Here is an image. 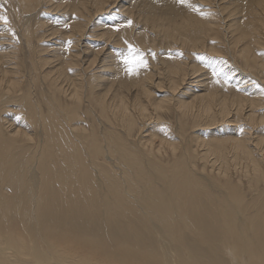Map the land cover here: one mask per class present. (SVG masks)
<instances>
[{
	"label": "bare ground",
	"instance_id": "1",
	"mask_svg": "<svg viewBox=\"0 0 264 264\" xmlns=\"http://www.w3.org/2000/svg\"><path fill=\"white\" fill-rule=\"evenodd\" d=\"M4 1H9L10 10L18 6V13L13 14L21 19H29L48 2ZM66 1L75 19L65 34L67 39L78 35L75 46L79 51H70L69 57L63 54V64L58 61L47 74L35 75L46 85L42 90L46 110L22 82L19 56L10 43L15 39L7 36L12 21L6 19V25L1 24L6 29L0 34V115L9 111L7 103L17 102L20 109H26L31 130L39 134L32 139L26 130L0 116V238H6V245H0V264H14L8 255L20 256L21 264H27L26 257L36 264H68L51 261L56 249L62 248L57 242L109 259L141 257L142 264H154L153 259L161 264H264V135H255L257 128L264 126V78L258 76L264 71V0H239L240 4L234 2L229 10L220 0H162V5L156 0H135V10L139 7L143 14L127 8L123 0ZM110 4L122 6L118 23L131 19L121 31L125 38L147 45L148 32L153 37L162 36L179 51V57H172L166 65L156 63V70L151 65L143 74L139 67L129 74L125 65V75L141 77L119 80L122 84L117 89L113 82L105 87L94 82L98 69L110 68L101 64L112 48H105L106 43L92 53L87 46L90 41L83 43L85 47L79 43L93 19L106 15ZM160 6L162 10H155ZM141 15L145 17L143 39L133 28L134 21H143L138 18ZM28 19L21 37L34 52L32 30L38 25H26ZM109 28L101 34L115 37V29ZM223 45L233 49L228 53L229 65L217 60L222 51L225 53ZM185 49L208 53L210 68L204 75L201 65L195 59L193 62ZM226 69L241 80L238 88L249 86L258 91L250 95L232 87L220 75ZM254 76L258 77L256 83ZM153 80L171 93L190 97L186 102L180 97L175 106L178 135L174 137L178 141L168 134V122L159 125V137L146 132L152 123V110L172 107L171 96L167 100L152 97L148 85ZM66 95L69 99L65 101ZM83 99L89 106L79 113ZM183 103L189 104L183 107ZM94 107L98 116L93 115L97 122L93 127L87 115L94 114ZM231 116L230 123L243 120L239 136H213V142L208 143L190 134L195 127H189L191 124ZM219 130V134L225 132V128ZM230 153L235 158L230 155L232 161ZM217 159H222L221 165L216 164ZM234 169L248 177V187L243 188L241 174L238 179L229 175ZM11 207H17L20 218L26 220L15 229L5 224ZM74 224L80 228L70 233L72 229L66 226ZM91 224L110 239L93 242L64 237L93 233L89 227H81ZM71 260L69 264H81Z\"/></svg>",
	"mask_w": 264,
	"mask_h": 264
},
{
	"label": "rangeland",
	"instance_id": "2",
	"mask_svg": "<svg viewBox=\"0 0 264 264\" xmlns=\"http://www.w3.org/2000/svg\"><path fill=\"white\" fill-rule=\"evenodd\" d=\"M47 1L48 2L46 4L39 7L38 9H36L35 12L32 15H30L29 19L27 17H24V19H21L19 17V15L16 16L13 14L14 11L17 12V10H18L17 5L16 6L14 5L15 6L14 9H16V10H10L11 9L10 5L7 4V2H9V1H6V3H5L4 0H0V11L3 10V14H2V12H0V15H1L0 17L5 16L6 19L12 21V23H13V28H12L13 31H12V29L8 30L7 36H8V38L11 36V39H13L12 37L14 36V39H15V40H10L11 41L10 43H12L11 48L14 47L13 49L17 50L16 52H17V55L19 56V57H17V59L19 58L18 64H19V69L21 71L20 74L22 76V82L24 80L23 83L25 85V89L28 88L29 90L30 89L33 90L31 93L33 94V92H34V94H33L34 96L32 94L31 95L36 100H38L40 102V104L42 103L41 105L43 106L42 109L44 108L43 110H46V109L44 107L45 102L43 100L44 97L42 96V90L46 89L45 88L46 85H45L44 80L39 79V76L45 75L49 71L53 70L56 67V64H55L56 62L60 61L61 62L60 64H63V60L66 59L65 57L70 56V54H69L70 51L72 52V54L76 53L77 50L79 51L78 47L75 46L77 44L75 39H78V35H76L77 36L76 38L68 37V39H67L66 36L68 34H65V32L67 33L69 31V29L71 28L72 22L75 19L74 18L75 14L74 13L71 14L70 8L67 7L68 2L66 0H47ZM134 1L135 0H123V4L125 3V6H127V8H129V9H132L133 12H136L139 10V12L143 14L141 8L137 7L138 10L137 9L135 10L136 7H135V5H133ZM220 1L223 3V5L222 4L221 5L227 7L228 10L234 6L233 5L234 2H236L237 5L240 4L239 0H220ZM110 2H112V0H110ZM156 3H159L162 5V0H156ZM110 6L111 7L113 6V7L111 8ZM132 6H134V8H130ZM121 7L122 6H120V4L118 6H117V4H110L107 7L108 12L105 13L106 15H99L98 17H95L93 19V21H92L93 25H91V27H89L90 30L87 32L85 37L83 39H81V41L79 43V44H82V46H83L84 45L83 43H86V41H90V42H87V46H88V50L90 49L92 51V53H94L97 50V48L103 47L106 43L107 44L104 46L105 48H107L108 46H110L112 48V49H110L111 54L109 55V58L106 59V61H104L101 64V66H108L110 68L107 71H104L103 67H101L96 72L97 78H95V76L93 78L94 82L98 81V83L99 82L102 83L103 84L102 87L109 86L113 82V84H114L113 87L115 89H117V88H119L118 84L121 83V82L120 83L118 82L119 80L120 81H131V80H137V78L141 77V75H139V76H136L135 78H131V77H128L127 75H125V73L123 72L124 67L126 65L124 60H123V57H125V56H130L133 59L140 58V59H143L145 61V63L142 66H139V68H138L139 70H141V74H143V70L149 69V66H151V65L156 70L157 69L156 63L158 66L166 65L172 61L171 60V59H173L172 57H176V58L179 57L178 56L179 51L177 49H175L174 46L170 45V42L162 36L161 37H155V36L153 37L152 33L148 32L147 35H151L150 36V44L142 45L143 43L141 41H139L138 38L140 37L143 39L142 25L145 22L144 15H141L142 17H140V16L138 17L139 19L143 18L142 19L143 21H136L135 22L133 20L134 21L133 22V28H136V31H137L136 35L138 36V38H137L138 41L128 39L127 37L125 38V36L122 35L121 31L123 30V27H125L128 24L127 21L128 20L130 21L131 19L128 18V20L121 22V23H118L119 22L118 17H120L119 13L122 10ZM159 9L162 10L163 6H160L155 10H159ZM111 10H113V11L111 12ZM117 10H118V12H117ZM6 11H8V13ZM148 15H150V14L149 13L146 14L147 17H148ZM225 15L228 18L229 15H227V12L225 13ZM235 15H238V14H235ZM136 16H137V13L135 14V17ZM99 17H101V18H99ZM227 18H226V20H227ZM26 19H28V22L26 23V25H28V24L30 26L31 25L33 26L36 24L38 25V27L36 29L32 30V32L34 33V38L32 39V42L35 46L34 52L31 51V49L30 50L28 49V47L26 45L25 38L21 37V33H22L21 29L24 27L23 23ZM230 20L232 21V19H230ZM3 21L5 22V20L0 19V34H3L5 29H6L5 27H3L1 25V24L6 25ZM228 21L229 20H227V22ZM113 22L117 23V25L113 24ZM68 23H69V25H68ZM101 23L103 24V26H100ZM14 24H15V26H14ZM113 25H114V27H113ZM122 25H124V26H122ZM134 25H136V26H134ZM138 25H141V26H138ZM99 26H100V28H98ZM126 27H128V26H126ZM108 28L109 29H115V33H114V34H116L115 37L109 33L101 34L104 31H108ZM146 28H148V27H146ZM99 29H101V30L99 31ZM13 32L17 36L13 35ZM97 37L100 40H97L96 39ZM128 40H129V42H128ZM125 41H127V42H125ZM132 41H134L135 43ZM223 41L224 42L227 41L225 39V37L223 38ZM223 41H222V43H223ZM10 43H8V44H10ZM223 44H225V43H223ZM227 45H228V43H227ZM90 46H92V47H90ZM130 46L132 49L131 52L129 51ZM72 47H73V49H71ZM83 47H85V46H83ZM221 48L223 50H225V53L223 54L224 51H222V53H221L222 55L219 53L220 56L217 57L218 58L217 60L222 62V65H225L226 64L225 62H227L226 65H229L228 64V62L230 61L229 54L233 53V49L227 50V47H225L224 45ZM3 51H5L4 48H3ZM184 51H185V54H188L190 57H192L193 62H194V59L197 60V64H199V66L201 65L200 67H201L203 75H204V73L207 72L208 69L210 68V66H208L209 65L208 64V58L209 57L207 58L208 53H206L204 51L201 53L200 52L199 53L198 52H192V51H189L188 49H185ZM63 54L64 55L68 54V55L64 57ZM143 55H144V57H143ZM227 55H228V57H227ZM92 56L93 55H91L88 58H91ZM221 56H223L225 59L223 58V60H222ZM31 57L32 58L34 57V59H32ZM35 57H36V59H35ZM61 57H63V58H61ZM201 57H203V59H201ZM37 59H38V61H37ZM146 59H148V60H146ZM226 59H227V61H226ZM34 61L37 62L36 63L37 65H35L36 67L33 68V65L35 64ZM235 61H236V63H238V61L236 59H235ZM204 62H206V63H204ZM239 62L240 63L238 65L242 66L241 61H239ZM78 66H80L82 68L81 63L78 64ZM125 69H126V67H125ZM86 71H87V69H86ZM91 71H94V70L91 69ZM213 71H217V73H218L219 70H213ZM202 72H200V73L202 74ZM90 73L91 72L88 71L87 75H89ZM102 74H103V77H101ZM255 74H256L255 76H257V74H259V73H255ZM35 75H39V76L35 77ZM208 75H209V77L211 76V74H208ZM220 75H222V78L228 84H230L232 87L240 89V90L242 89V88H238V87H242L241 86L242 84L240 83L241 80L235 79V76H233V72H231V69H226V71L221 73ZM262 75L261 76L258 75V76L260 78L261 77L264 78V71H262ZM255 76H254V78L256 80H253V82L255 81V83H256L258 77H255ZM249 77H252V76L250 75ZM243 79L247 80L248 78L243 77ZM40 81H41V83H40ZM108 82H110V83L106 84ZM155 83H156V81L153 80L148 85V88L151 92L152 97L154 99L167 100L166 97L171 96L172 97V100H171V106L172 107H170L169 109H165L161 112H156L155 109H154V111L152 110V114L150 115L151 119L149 120V121H152V123L147 127L148 129H146V132L149 133V135L159 137L161 134V126H159V125L160 124L165 125L164 123L168 122L170 124L169 125L167 123V125H169V127H170V128L169 127L166 128L168 131V134L170 136L173 135L174 140H176L177 138H175V137L178 135V133H177L178 129L176 127L177 126L176 107L179 105V104H177L178 99L180 97L182 98L183 95H180V94L177 95L176 94L177 92L171 93V91L170 90L167 91L165 86H163L162 84H158V83L155 84ZM127 86L128 85H125L124 88L128 89ZM30 87H32V88H30ZM184 87H187V85H185ZM184 87L182 89H185ZM255 87H257V86H255ZM22 88H23V86H22ZM245 88H247V89H242L243 92L248 93L250 95L254 94L255 92L258 91V90L251 89V87H249V86H247ZM39 90H40V92H39ZM128 90H130V89H128ZM219 90H220V92L222 91V89H220V88H219ZM67 96L68 95H66V97L65 96L63 97V99L66 98L65 101L67 99H69ZM184 97L182 99H184L185 102L190 99V97H187V96H184ZM168 102L161 101V103L164 105H167L166 103H168ZM87 104H88L87 101H85V100H84V102L82 101V103L79 107V108H81L79 113H82L86 109V107L89 106ZM188 104L189 103H183L182 105H183V107H185ZM7 109L9 110L7 113H4L2 110L3 113L0 115L1 119L3 118V119H8V120L12 121L13 123L16 124V126L18 125V127H20L21 129L26 130L31 135L32 139H35L36 136L39 134V132L36 131L34 133L33 130H31V128L29 126L30 122L28 120L27 113L25 112L26 109H20L19 104H17V102H14V101L12 103H7ZM92 110H93L94 114H88L87 118H88L89 122L93 123V127H94L97 124V122L95 120V116H93V115L98 116V113H97L98 109L96 107H94V108H92ZM178 111H180V110H178ZM158 116L161 117L160 121H159ZM15 118H18L19 120L15 119ZM232 118L233 117L231 116V117H229L225 120H221V121L205 119L201 122L191 124L189 127H191V126H195V127L190 130V134L193 136H197L198 137L197 141H199V142L206 141L208 143L213 142L212 141L213 136L214 137H217L218 135L220 137H222V136L226 137L228 135H232V136L238 135L239 136V132L241 131V129L244 126V125H242L243 120L240 119L236 123H230V120H232ZM162 119H164V120L162 121ZM147 120H148V118H147ZM138 121L140 122L141 119H138ZM155 121H158V122H155ZM226 127H228L227 130H226ZM220 128H225V130H223L225 132L224 133L222 132L221 134H219L218 132H220V130H219ZM176 129H177V131H176ZM122 130H124V129H122ZM157 132H158V134L156 135ZM237 132H238V134H237ZM256 134L262 135V136L264 135V126L263 125H261V127L257 128L255 135ZM135 138H137V135L135 136ZM129 140H132V138H130ZM176 141H178V140H176ZM211 157H212V155H211ZM230 157L233 160L234 157L231 153L229 154V157H228V159L231 160ZM212 159L214 160L215 157ZM215 161H216V164L221 165L220 161H222V159H220V160L217 159ZM197 163H200V161ZM199 165H201V164H199ZM236 174H237V176H236ZM238 174H241V173L237 172L236 169H234V171L233 170L230 171V173H229V175L232 176L234 179H238L237 178V177H239ZM244 178L245 177L242 175V177H241V180L243 181L242 186H243V188H246V187H248L247 186L248 177H246L245 179ZM248 190H250V189L247 188V191ZM20 216H21V214L18 213L17 207H11L10 208V220L8 223H5V224H7L12 229H15L18 224L21 225L22 222L26 223V220L24 219V217L20 218ZM81 227L82 228L89 227L90 230H93V233L91 231L88 233H80L79 232L78 235L65 234L64 237L66 239H71V238L73 239L76 237L79 240H87V241H93V242L108 241L110 239L109 235L103 236V233H98L96 227L92 224L88 225V226H81ZM66 228L72 229L70 231V233H73L76 229H79L80 227L78 226V224H74V225H67ZM57 243L58 244L60 243L62 245V248L56 249L55 256L51 261H55V260L65 261V262L67 261V263L69 264L70 261H73V260H71V258H73V259L79 261L81 264H89V263L90 264H142V262H143L141 257H138V258L134 257L132 260H130L128 258L124 259V258H122V256H120V258L118 257V260H116L115 257H110V259H109L107 257H103L102 255H100L98 253L92 255L93 253L85 251L81 247L77 248L74 244H71V243H68V244L64 243L65 246L61 242H57ZM124 243L127 244L128 243L127 240ZM0 245H6V238L5 237L0 238ZM74 246H75V248H77L76 249L77 251L75 250ZM69 248H71V249H69ZM72 248H74L73 250H75V251H71ZM80 249H82L81 251H83L84 254L82 253V255H81ZM116 254L119 255V253H116ZM6 258L9 259L10 261L14 260V264H21V263H19V260H21V257L18 255L17 256L8 255ZM26 261H27V264H36L29 257H26ZM152 262H154V264H158V263L161 264L160 262L156 261L155 259H153ZM76 264H78V263H76ZM240 264H242V263H240Z\"/></svg>",
	"mask_w": 264,
	"mask_h": 264
},
{
	"label": "snow or ice",
	"instance_id": "3",
	"mask_svg": "<svg viewBox=\"0 0 264 264\" xmlns=\"http://www.w3.org/2000/svg\"><path fill=\"white\" fill-rule=\"evenodd\" d=\"M179 2L184 3L185 0H179ZM0 19L5 20V22H6V17H0ZM128 23L131 24V21H129ZM129 51L130 52L132 51L131 47H130ZM201 59H203V57H201ZM123 60H124L125 64L128 66L127 71L129 72V74H131L133 72L135 67H139V66H142L144 64V61L142 59L136 58L134 60L130 56L123 57Z\"/></svg>",
	"mask_w": 264,
	"mask_h": 264
}]
</instances>
